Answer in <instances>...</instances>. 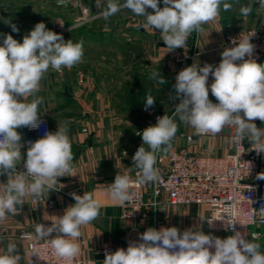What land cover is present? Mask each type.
Instances as JSON below:
<instances>
[{"label":"clouds","instance_id":"9594fccd","mask_svg":"<svg viewBox=\"0 0 264 264\" xmlns=\"http://www.w3.org/2000/svg\"><path fill=\"white\" fill-rule=\"evenodd\" d=\"M158 3L159 0H124L121 5L117 0H107L103 16L108 19L123 8L144 17L147 26L160 30L167 49L174 50L185 48L193 32L204 31L203 25L217 18L221 5L224 11L232 7L225 0H163V8L158 7ZM259 5L264 9V0H259ZM147 8L154 12L148 13ZM252 10L251 6L241 7L240 13L247 16ZM10 26L13 32L19 31L16 25ZM0 35L3 36L0 44V175L8 176L0 190V222H3L7 214H18L17 206L24 204L25 197L42 198L46 191L53 189L58 178L74 172L68 122L59 125L56 132H46L42 138L30 142L24 162L26 171L20 172L16 166L22 159V145L17 129L40 126L38 106L43 99L36 94L41 80L50 69L62 73L64 68L71 69L81 63L84 41H65L61 35L47 30L43 22L37 23L23 37L22 43L11 34ZM233 43L234 47L222 52L218 66L193 64L182 69L173 85L174 94L170 93L169 98L178 101L174 104V113L194 129V135L215 136L225 128H234L232 143L239 149L245 138L253 144L264 141V128H257L253 122L257 119L264 122V64L251 59L254 46L249 38ZM246 56L249 59H245ZM210 75L214 78L211 94L218 103L209 100ZM150 79L161 85L167 83L158 71H154ZM28 96L34 97L30 103L19 99ZM153 106L154 98L149 94L145 111ZM177 131L174 119L163 115L157 118L155 125L137 133L148 149L141 146L132 157L135 180L127 174L116 175L114 182L108 185L112 201L121 205L133 201L134 185L163 184L160 169L155 165L158 155L172 148ZM72 196L75 204L68 207L57 222H52L50 227L39 223L35 225V235L22 233L19 239H45L57 257H77L81 226L99 217L101 204L91 192ZM257 215L264 223V207ZM228 223L235 224L230 219ZM53 233L55 237L48 239ZM262 247L260 243L247 242L239 231L220 239L192 229L181 232L176 227L148 228L140 234L139 242L130 243L126 250L121 248L106 254L104 264H264ZM210 248L215 251H209ZM21 259L17 243L12 242L8 244L7 253L0 255V264H18Z\"/></svg>","mask_w":264,"mask_h":264},{"label":"crops","instance_id":"0c3cea01","mask_svg":"<svg viewBox=\"0 0 264 264\" xmlns=\"http://www.w3.org/2000/svg\"><path fill=\"white\" fill-rule=\"evenodd\" d=\"M117 2L122 5L124 0ZM225 2L232 5L230 10L224 11L221 5L217 18L203 25L204 31L189 36V43L182 49L190 59L183 65L172 58L179 48L167 49L160 30L147 26L144 17L122 8L105 19L107 0H0V34H11L22 43L23 37L37 23L43 22L47 30L61 35L65 41H84L82 62L71 69L64 68L62 73L50 69L36 94L43 99L38 113L50 122L53 133L59 125L68 122L74 172L58 178L53 189L46 191L42 198L25 197L24 204L17 206L18 214H7V219L0 222V255L7 253L9 243L16 242L22 256L18 264H32L28 242L19 239L20 233L26 230L35 235V225L41 223L50 227L52 222H57L58 217L75 204L73 193L82 196L91 192L101 204L99 217L81 226L82 235L77 240L80 244L77 257L98 264H104L101 251L108 248L114 252L121 248L126 250L130 243L139 242L140 234L148 228L176 227L181 232L192 229L220 236L207 229L206 206H174L163 215L150 212L143 218H125L121 204L110 199L107 189L116 175H131L133 155L141 146L148 149L137 133L156 124L150 110L142 109L141 101L127 96V79L131 77L134 95L136 76L143 71L149 74L158 71L167 83L174 85L177 74L186 67L193 64L218 66L227 48V35L240 28L256 27L264 20L259 0ZM164 6L163 0H159L158 7ZM246 6L253 10L244 16L240 8ZM146 11L154 12L151 8ZM10 24L16 25L19 31L13 32ZM142 50L147 55L144 59ZM213 79L210 75L207 82L209 97L216 99L210 89ZM19 99L30 103L34 97ZM173 119L178 131L172 148L163 154L184 149L194 155L223 156L232 150L229 130L223 129L215 136H196L194 129L181 122L176 114ZM17 132L22 145V159L16 166L20 172L28 149L25 141L32 134L24 127ZM188 136H194L196 144H189ZM7 179V174L0 175V190ZM251 232L260 234L253 242L264 241V226L252 228Z\"/></svg>","mask_w":264,"mask_h":264},{"label":"built area","instance_id":"2783aa9c","mask_svg":"<svg viewBox=\"0 0 264 264\" xmlns=\"http://www.w3.org/2000/svg\"><path fill=\"white\" fill-rule=\"evenodd\" d=\"M245 38H249L254 46L251 59L260 64L264 63V20L256 27L240 28L230 32L226 37L225 46L232 48L235 46L233 42L238 44ZM188 40L189 37L186 44ZM172 58L183 65L190 59L182 48L173 53ZM245 59L249 57L246 56ZM209 100L218 103L214 98L209 97ZM161 116L163 115L156 113L153 117L154 122L156 123L157 118ZM40 120L38 128L24 127L32 134L25 141L27 148L30 142L42 138L46 132H52L50 122L44 117H40ZM253 122L257 128H264V122L258 119ZM225 129L230 131L232 150L223 156L194 155L184 149L159 154L155 167L160 169L163 184L146 183L138 187L134 185L131 190L136 193L135 198L121 205L124 217L143 218L150 212L163 215L170 207L201 205L208 208L207 229L211 233H219L220 236L217 238L226 239L239 231L247 242L258 239L260 234L252 233L251 229L264 226L257 215L259 209L264 207V191L260 190L258 180L264 171V141L253 144L245 138L237 149L232 143L235 129ZM187 141L189 144H196L194 136H188ZM163 160L166 164H162ZM23 171L26 169L23 168ZM130 177L135 180L134 167ZM33 201L36 202L37 199L34 198ZM229 219L235 223L234 226L229 225ZM22 233L31 232L24 230L19 237ZM55 235L56 233H53L48 239L54 238ZM26 241L32 264H98L78 257L59 258L55 255L50 242L45 239ZM209 251L214 252L215 249L210 248ZM109 253H114V250L108 248L101 251L104 259Z\"/></svg>","mask_w":264,"mask_h":264},{"label":"rangeland","instance_id":"374dc122","mask_svg":"<svg viewBox=\"0 0 264 264\" xmlns=\"http://www.w3.org/2000/svg\"><path fill=\"white\" fill-rule=\"evenodd\" d=\"M144 53H145V51L142 50L143 59L147 56ZM150 76H151V73L149 74L147 71H143L139 77L136 76V80H135L136 85L134 87L136 88L137 91L135 92V95L137 96V99L139 101H141V106H142L143 110H145L144 105L146 103L147 96L150 94L154 98V106L150 107L148 109V110H150V113L152 114L153 117L156 113L162 114V115H169L170 111L172 110L173 103L176 102V101L175 102L171 101L169 98L170 93L174 94L173 84L172 83H166L164 85H161L156 80L150 79ZM130 80H131V77L129 79H127V81H129V82L126 85L127 86L126 87L127 88V96L129 98L133 94V89H131L132 81L130 84ZM172 118H173V116H172ZM262 172H264V171H262ZM259 243L262 246H264V241L261 240ZM262 251H264V247H262Z\"/></svg>","mask_w":264,"mask_h":264},{"label":"water","instance_id":"95a60500","mask_svg":"<svg viewBox=\"0 0 264 264\" xmlns=\"http://www.w3.org/2000/svg\"><path fill=\"white\" fill-rule=\"evenodd\" d=\"M164 46H167L166 44H163ZM175 108L169 113V116L172 117L175 113ZM259 184H260V190L264 191V172H261L259 178Z\"/></svg>","mask_w":264,"mask_h":264},{"label":"trees","instance_id":"16d2710c","mask_svg":"<svg viewBox=\"0 0 264 264\" xmlns=\"http://www.w3.org/2000/svg\"><path fill=\"white\" fill-rule=\"evenodd\" d=\"M134 97H135V98H136V100H137V96H136V95H134V94H132V95H131V98H134ZM136 102H137V101H136ZM141 107H142V106H141Z\"/></svg>","mask_w":264,"mask_h":264}]
</instances>
